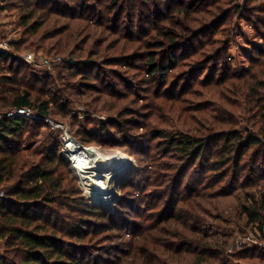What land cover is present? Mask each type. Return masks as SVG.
I'll use <instances>...</instances> for the list:
<instances>
[{
  "label": "trees",
  "instance_id": "16d2710c",
  "mask_svg": "<svg viewBox=\"0 0 264 264\" xmlns=\"http://www.w3.org/2000/svg\"><path fill=\"white\" fill-rule=\"evenodd\" d=\"M169 1L173 3L166 1L165 9H138L144 18L139 27L134 21L133 4L134 10L124 11L125 0H105V4L103 0H94L91 7L78 0H2L0 11H7L10 6L20 9L18 25L23 28L25 37L11 43L15 50L37 44L42 48L49 42L47 48L52 53L73 57L86 53L88 58L99 55L104 60L103 65L119 66V69H106L116 75L107 79L103 78L106 70L97 71L101 65L96 60L85 63L78 58L76 64L66 67L68 74L65 76L70 80L61 81L68 96L97 90L105 96L101 100L102 109L119 110V101L115 98L120 94L115 88L124 87L121 74L131 70L158 79L159 86L166 87L160 94L171 103L169 110L178 116L179 123L175 125V133L153 127L152 139L159 140L157 146L166 150L163 156L173 153L171 157L186 164L174 166L171 178L161 183L162 186L166 184L167 193L163 196L167 208L156 214L153 229L151 225H141L140 235L127 242L128 249L122 251L123 257L110 263L230 264L224 258L227 241L213 240L202 228L208 222L216 223L224 218L225 201L219 199L232 196L235 190H239L234 196L237 202L228 204V209L244 214L247 226L257 224L261 230L264 227V169L261 168L260 180L256 167L259 161L264 164V48L259 49V56H251L249 65L240 73L222 63L212 68V73L210 70L204 80L198 79L201 86L210 88L211 95L217 97L222 111L223 105L230 107L229 114L220 115L221 118L215 116L216 119L188 102L202 94L191 87L193 84L181 85L185 79L183 75L174 76L171 83L168 76L181 60L194 54L199 57L188 71L208 68V55L222 52L223 39L200 42L204 51L197 47L188 49L187 41L223 24L229 10L224 9L219 0H195L199 5H193L194 0L192 3ZM201 4H206L207 8ZM261 4L260 10L264 11V3ZM198 13H203L202 18L196 16ZM243 18L247 17L243 15ZM195 19L201 24L194 26ZM262 37L264 39V34ZM112 51L118 55H112ZM217 72L220 75L215 79ZM50 76L36 74L29 64L0 50V114L29 106L41 117L37 120L11 117L0 121V194L3 193L0 195V239L4 240L6 249L4 254L0 253V264H90L82 262L85 259L82 249L89 248L88 245L65 239L84 240L89 236L90 241L97 239L103 223L88 221V217L106 218L104 212L88 205L82 197L76 173L71 164L58 155L56 148L33 149L23 141L25 135L32 140L40 134L41 128L47 125L43 118L70 115L67 106L71 99L62 96L65 101L56 99L55 91L47 87L51 85ZM213 81L215 84L211 85ZM233 98L243 101L232 102ZM131 121L136 126L142 123L137 118ZM195 122L200 128H195ZM241 122L251 125L252 129H244L248 134L236 129ZM228 126L233 127L229 129ZM108 127V123H104L100 130L105 133ZM95 137L80 133V140L85 144L94 142ZM49 139L55 141L53 136ZM153 160L156 170L160 167L159 159ZM192 168L194 173L202 174L185 182ZM247 170L253 175H245L244 182L238 185ZM252 182L256 187L254 194L242 193L241 189L245 190ZM228 186L232 191L225 190ZM109 229L111 225L104 230ZM232 256L257 258L254 264H264V253L256 248L240 250Z\"/></svg>",
  "mask_w": 264,
  "mask_h": 264
},
{
  "label": "rangeland",
  "instance_id": "374dc122",
  "mask_svg": "<svg viewBox=\"0 0 264 264\" xmlns=\"http://www.w3.org/2000/svg\"><path fill=\"white\" fill-rule=\"evenodd\" d=\"M78 1L81 3L85 2L84 4L90 7L95 4L94 0ZM103 1L105 4V0ZM126 1L127 0H125V2ZM166 1L167 4L173 3L169 0H128L126 6H124V11L130 12V10L136 9L134 21H136L137 27H139L144 23V18H142L143 15H141L142 12H140L142 8L152 7L153 9H165ZM188 1L187 3H192V0ZM219 3L224 6V9L229 10V15L223 21V24L217 25L214 29L203 32L201 36L187 41V48L191 49L197 47V50L201 49V51H204L202 49V42H207L212 38H220L223 39L225 43L222 52L208 55L210 56L206 64L208 68H201L190 72L188 70L192 69L194 59L199 56L194 54L189 58H184L174 70L172 69L169 72L170 76H168V80L169 83H171L175 79L174 76L178 74L183 75L185 79L181 81V85H183V83L188 85L193 84L191 87L202 94L188 102L194 103L195 107L203 108L208 114L214 117L217 116L221 118L220 115H227L230 113V107L225 104V106L223 105V109H225L222 111L220 109L221 103L217 100V97L211 95L209 92L210 88L201 86L199 82L204 80V76H206L210 70L212 73V68L216 65L222 63L226 64V67L230 65L235 73H240L249 65L251 56L260 55L259 49L264 48V39L262 37L264 34V11L260 10L262 7L261 3H264V0H219ZM96 5L98 7V4ZM193 5L199 4L195 1ZM201 7L207 8L206 4L203 6L201 4ZM202 14L198 13L196 16L202 18ZM19 15L20 9H16L13 6H10L7 11H0V42H8L9 52L17 56L21 61L29 64L36 74L47 73L51 75L49 79L51 85L47 87H51L52 91H55L54 93L57 94L55 95L57 100L61 99L65 101V98H61L62 96L69 97L72 101L67 106V109L70 111L69 116L63 117L56 114L48 117L51 122H45L47 125L41 128L38 136H34V138L30 140L28 136L25 135L23 141L33 149L41 150L46 147H51V149L56 148L58 155L63 157L64 160L72 166L74 163L73 160L68 155H65V134L69 133L77 141V144H80L82 147H92L97 150L100 155L106 157L123 154L131 161L132 165L129 166L127 172L120 177L117 183L116 194L112 198L107 195V191L97 192L99 193L98 196L96 195L97 193L95 196L90 195L91 193L88 191V187L95 183H103L90 180L92 174L96 172V168L93 167L82 170L73 168L77 177V185L81 188L82 197L86 200L88 205L96 206L101 212H104L106 218H99L97 216L88 217V221L98 224L103 223L101 227L104 228L100 227L101 230H99V237L97 239L90 241L89 236V238L84 240L76 238H72V240H70L71 238H66L65 240L69 242L74 241L75 243L78 242V245H88L89 248L82 249L85 251V254H83L85 259L81 258L83 260L82 262L90 264H111L110 262L117 261L119 257H123L122 251L128 249L127 242L131 239H136L140 235L142 230L141 225H144V227L151 225L150 227L153 229V219L156 214L165 211L167 208L165 205L166 198L163 196V194L167 193L164 190L166 184L162 186L161 183L171 178L169 175L175 172L173 171L174 166L182 167L186 162L171 157L173 153L163 156L166 150L157 146L159 140L152 139V130L154 127L155 129H165L168 132L175 133V125L179 123V118L174 112L169 110L168 104L171 103L167 102V100H164L162 97L166 87L162 88L159 86L160 80L147 77L146 75L144 76V73L142 72L140 74L138 70H131L130 73L121 74L125 85L123 88H115L117 91L119 89V93L117 92V94H120L115 98L119 101V110L108 111L107 109H102L100 106L102 104L101 100L105 98V96L101 92H97V90L96 92L88 90L85 95H79L77 92H74V94L68 96V94L65 93V85L61 81L70 80L65 76L68 74L66 67L76 64L77 61H79L77 60L78 58L85 63L93 62V59L96 60V63L101 65L100 68H97L98 72L106 69H119V66L114 64H109L107 66L103 65L102 62H104V60H102L99 55L94 56V58H88L86 53H77L74 57L63 53H52L47 48L49 42H45L46 44H43L42 48L38 47L37 44L34 47H24L20 50H15L11 43L25 37L23 28L18 25ZM243 15L247 18H243ZM126 21L127 20H123V22ZM154 21L153 19V23ZM191 24H193V22ZM200 24L199 21H194V26ZM194 29H196V27H194L193 30ZM134 30L137 32V29ZM153 33L152 29L151 34L154 35ZM129 42L130 44L133 43V41ZM147 50L144 51L147 52ZM131 51L132 50L129 52ZM111 53L112 55H118V53L113 51ZM29 54L33 56L34 63L32 64L25 60ZM225 54L227 57L224 58ZM57 56L61 57V61L58 63H51L52 66L44 62L45 59L50 60ZM138 63H143V61L138 60ZM124 67L125 66L122 68ZM60 73L63 75L62 79L60 78L62 76L59 75ZM219 73L220 72H217V74H215V79H218ZM115 76V72L111 70H106V72L103 73V78L109 79ZM193 79H195L194 82H192ZM93 83L96 84V82ZM214 84L215 81L211 83V85ZM38 85L40 86L41 82H39ZM157 95L160 97L157 98ZM122 96H124V98H122ZM62 101L59 100V102L63 104ZM235 101L242 102L243 100L241 98H233L232 102ZM177 103L181 102L178 101ZM244 115L247 116V114ZM133 118L139 119L142 123L136 126L135 122L131 121ZM196 122L195 128H200V124ZM104 123H108L109 126L105 133L100 130L101 125ZM193 125L194 123H192V126ZM232 127L228 126L229 129ZM236 129L244 130L252 128L249 123L241 122ZM248 132L249 131L244 130V134H248ZM80 133L86 136H91V134L95 135V141L90 144H85L80 140ZM146 133L147 135H145ZM51 134L53 139L55 138L56 143L49 139V137H52ZM206 153H208V151ZM154 158L159 159L157 164L160 167L156 170L155 167H153ZM207 159H209V157H207ZM164 166H171L172 168L167 169ZM256 167L259 170L258 178L262 180L261 168L264 169V164L259 161ZM194 169L199 170L198 167ZM193 171L192 168L187 172L185 182L193 178L197 179L199 175L202 174L200 173L198 175L197 172L194 173ZM243 175L244 177L239 181L238 185L244 182L246 179L245 175H253V173L247 170ZM116 180L118 179L114 181L116 182ZM199 181H201V176ZM225 190L227 192L232 191L229 186ZM238 191L239 190H235L230 197L219 199L223 203L225 201L226 211L222 213L224 218L216 223L208 222L203 226L202 231L205 233L207 232L215 241H227L224 258L227 259L230 264H254L257 263V258L236 259L233 256V258H231V255L240 251L237 248L231 249L237 235L249 233L258 236L256 231L258 230L257 224L254 226H247V220L244 214L236 213L233 208L228 209L230 204L237 202L234 196ZM241 191L244 194H254L256 187L252 182L245 190L241 189ZM0 195H3V193ZM183 195H185V191ZM168 214H170V212ZM66 219V221H69V218ZM109 225H111V229L104 230L106 227H109ZM259 238H264V236ZM254 248L264 253V249L260 247ZM5 251L4 240L0 239V253L4 254Z\"/></svg>",
  "mask_w": 264,
  "mask_h": 264
},
{
  "label": "bare ground",
  "instance_id": "6f19581e",
  "mask_svg": "<svg viewBox=\"0 0 264 264\" xmlns=\"http://www.w3.org/2000/svg\"><path fill=\"white\" fill-rule=\"evenodd\" d=\"M67 155L73 160L72 168L86 169L96 168V172L92 174L90 180L97 181V184L88 187L91 196H95L97 192L107 191L109 197L116 194L117 183L125 174L130 166V160L123 154L115 156H103L92 147L83 148L77 144L69 146ZM87 165V166H86ZM115 179L116 182L114 181ZM97 196L99 193L96 194Z\"/></svg>",
  "mask_w": 264,
  "mask_h": 264
},
{
  "label": "built area",
  "instance_id": "2783aa9c",
  "mask_svg": "<svg viewBox=\"0 0 264 264\" xmlns=\"http://www.w3.org/2000/svg\"><path fill=\"white\" fill-rule=\"evenodd\" d=\"M1 4H2V0H0V6H1ZM0 50L9 52V43L8 42H6V43L0 42ZM25 60L31 64L34 63L33 56L30 54L25 58ZM60 61H61V57H58V56L53 58V59H50V60L49 59L44 60V62L50 66H52L53 63H58ZM11 117H23V118L32 119V120L41 119L38 112L34 108L29 107V106L13 108L4 114H0V121L3 118H11ZM43 119L47 123L51 122L50 118H43ZM65 136H66L65 137L66 138L65 152L67 153L69 146L73 145V144H77V141L69 133L65 134ZM77 145L81 146L80 144H77ZM83 148H86V147H83ZM66 153H65V155L67 156ZM256 231L258 233V236L253 235V234H249V233H247V234L245 233L243 235H237L235 237V242L233 243L231 249L237 248L238 250H244V249H251L254 247H260V248L264 249V238H261V239L259 238V237L264 236V227L262 230L260 228H258V230H256Z\"/></svg>",
  "mask_w": 264,
  "mask_h": 264
},
{
  "label": "water",
  "instance_id": "95a60500",
  "mask_svg": "<svg viewBox=\"0 0 264 264\" xmlns=\"http://www.w3.org/2000/svg\"><path fill=\"white\" fill-rule=\"evenodd\" d=\"M131 162V161H130ZM132 164L130 163V166H131Z\"/></svg>",
  "mask_w": 264,
  "mask_h": 264
}]
</instances>
